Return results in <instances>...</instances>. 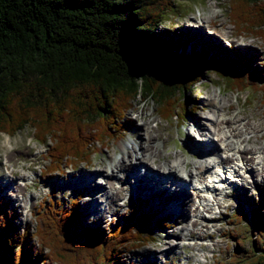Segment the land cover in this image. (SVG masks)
Segmentation results:
<instances>
[{"label":"trees","instance_id":"trees-1","mask_svg":"<svg viewBox=\"0 0 264 264\" xmlns=\"http://www.w3.org/2000/svg\"><path fill=\"white\" fill-rule=\"evenodd\" d=\"M227 8L237 32L264 39V0H227ZM179 11L177 0H0V132L34 128L50 174L90 162L97 145L120 138L115 132L126 131L137 97L152 99L161 118H180L182 95L206 70L264 105V63L165 36L161 26ZM81 195L64 207L40 204L33 229L18 226L16 209L0 198V264H126L121 249L147 237L128 216L126 224L100 230L88 222L76 232ZM250 212L251 245L236 242L227 264H264V214Z\"/></svg>","mask_w":264,"mask_h":264},{"label":"rangeland","instance_id":"rangeland-1","mask_svg":"<svg viewBox=\"0 0 264 264\" xmlns=\"http://www.w3.org/2000/svg\"><path fill=\"white\" fill-rule=\"evenodd\" d=\"M177 2L180 4V11L170 16V19L161 26L165 36L176 38L178 41L182 40L190 47H197L198 51L205 49L211 52L220 49L228 50V48L245 51L256 56L255 67H260L258 62L264 63V39L250 33L237 32L228 18L227 0H177ZM207 20L211 21L207 22ZM213 95H216V99L225 98L226 105L230 104V111L228 110L225 116L233 113H239V119L250 116L251 121L254 120V123H260L261 128L263 127L264 105L260 102L261 97L250 89L230 90L226 84L206 70L192 90L182 95L179 102L180 108L176 107L175 110V113H178V110L181 112L180 118L177 115L167 120L161 118L157 114V106L152 99L137 97L132 103L133 107L125 115L129 125L126 131L115 132L116 136H120L118 139L115 137L105 139L102 144L97 145L98 152L90 155V162L78 166L67 165L60 171L45 173L44 170L49 166V161L46 159L47 145L36 141L34 128L25 126L12 135L0 132V198L16 209L15 211L19 214L18 226L22 227L30 223L33 229L35 225L33 213L40 204L48 206L49 201H55L64 207L81 192L82 197L77 205L83 209L84 213L83 218H80L81 225L76 232L88 227V222L100 230H106L115 222L126 224L123 220L126 221L128 216L131 220L128 223L133 226L134 231L147 237V241L136 248H122L121 262L126 264H227L230 260V251L237 246L236 242L244 240L246 247L251 245L250 240L256 231L250 209H256L264 214V182L256 178L254 179L256 185L250 180L246 184L248 187L241 184L227 185L224 190H230L231 193L225 196L224 200L229 205L222 212H217L216 219L207 223V231L203 232L202 237L192 240L198 237V231H194L183 235L190 238L182 240L184 237H180V232L184 230L182 226L185 224L179 217L183 215V212L188 213L189 208H182V214L178 212L179 215H176L174 210H168L166 206L168 200L180 201L183 195L178 190L173 191L172 186H169L168 194H152L154 188L147 180L149 178L145 179V176L136 182L142 189L138 187L136 189L134 175L139 173L145 175V173L143 166H140L141 163L133 161L135 152L129 147L131 144L136 145L137 142L145 141L147 139L145 131H150L151 135L154 134L150 143L158 148L161 156L154 158L152 155L146 158L148 161L141 162H149L148 164L154 169L157 167L155 172L162 170L168 163L180 164L181 160L184 164L179 165L178 172L184 174V171L193 169V164H196V159L200 156L211 160L213 156L206 153V150L194 153L192 145L200 146L202 143L198 139L201 138L199 128L203 124L210 127L212 125L210 119L206 117L209 115L213 118L217 113V110L208 104ZM193 116L196 117V121L192 120ZM145 117L148 119V126L143 124ZM5 138L9 145L5 144ZM10 153H13V159L8 158ZM119 163L125 165L133 163L132 167L136 170V173L132 174L133 183L127 185L122 196L126 194L131 196L135 190V193L140 191L143 197L136 203L119 196L113 204L105 206V201H101L104 198L100 190L105 187L104 179L110 174L114 164L117 166ZM102 166L104 171L96 170ZM7 169L12 170L8 180L5 179ZM115 173L119 174L117 171ZM15 182L26 185L23 192L14 193L12 187ZM159 185L156 184V190L160 188ZM237 216L241 217L236 218ZM185 241H189V244ZM197 241L208 247L205 245L197 247V244H191ZM199 254L203 255L202 260H199Z\"/></svg>","mask_w":264,"mask_h":264},{"label":"bare ground","instance_id":"bare-ground-1","mask_svg":"<svg viewBox=\"0 0 264 264\" xmlns=\"http://www.w3.org/2000/svg\"><path fill=\"white\" fill-rule=\"evenodd\" d=\"M208 21L210 22L211 20H207V22ZM215 96L213 95L212 99L208 101V104L216 109L217 113L213 118L209 115L206 117L210 119L212 125L210 127L208 125L204 126L203 124V126L199 128V135H201V138H198L202 143L200 146L192 145V147H194V149H192L194 153L206 150V153L213 156L211 160L204 156H200L198 159L195 158L196 164H193V169H189L188 172L184 171V174H179L178 172V167L184 164V161L181 160L180 164L178 162L176 164L164 163L165 167L155 172L157 167L154 169L153 166L148 164L149 162H141L148 161L146 158L152 155L154 158L160 155L158 148L150 143L151 137L154 134L151 135L150 131H145L147 135L145 141L137 142L136 145L131 144L129 146L130 149L135 152L133 161L141 163L140 166H143L145 175L141 173L134 175L136 170L132 167L133 163L129 165L119 163L117 166L114 164V168L110 170V174L104 179L105 187L100 190L104 198L101 199V201H105V206L113 204L115 199L119 196H121L120 198L126 197L127 200L136 203L138 199L143 197L140 191L135 193V190L133 191L134 194L132 193L134 196H128L127 194L122 196V192L127 188V185L133 183L132 174L136 176L134 180L136 189L137 187L142 189L139 186L140 184L136 183L139 182L138 179L140 180L143 176H145V179L149 178L147 180H149V183H151V186L154 188L152 194H168V192H170L169 186H172V189L178 190L183 197H179L181 198L179 199L180 201L168 200L166 207L168 210H174L176 215H179L178 212L182 214V208H189L187 209L189 210L188 213L183 212V215L179 217L185 224L182 226L184 230L180 232V237L198 231V237L192 239L196 240L202 237L203 232L207 231V223H211L214 218L216 219L215 216L218 215L217 212H222L223 209L229 205V203H225L226 200H224L225 196H229L231 193L230 190H224L227 185L241 184L248 187L246 185L247 182H250V180L254 182L256 178L264 182V125L261 128L260 123H254V120H250L252 118L250 116H247L246 119H239V113H230L231 115L225 116L226 112L228 110L230 111V104L226 105L225 98L216 99ZM192 120L196 121V117L193 116ZM143 121V124L148 126V119L146 117L143 118ZM189 137L188 135V138ZM6 139L7 138H5V144L9 145ZM137 150H139V152H137ZM128 152L129 151H127V153ZM8 158L13 159V153H10ZM96 170L104 171L103 166ZM115 171L119 174L121 173V175L116 174ZM105 173L107 174L106 170ZM11 175L12 170L7 169V176L5 179L8 180ZM7 180L4 181L6 182ZM154 183L155 185H153ZM254 183L256 185V181ZM156 184H160L158 186L160 188H157V190L155 188ZM25 186V184L15 182L12 190L14 189V193L23 192ZM167 197L169 198V195ZM162 205L164 206V204ZM197 226H199V228H197ZM186 238L190 237H184L182 240ZM185 243L189 244V241H185ZM191 244H197V247H202L203 245L208 247V245L199 241L191 242ZM201 256L203 255L199 254V260H202Z\"/></svg>","mask_w":264,"mask_h":264}]
</instances>
